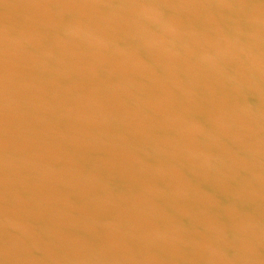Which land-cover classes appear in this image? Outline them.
I'll list each match as a JSON object with an SVG mask.
<instances>
[{
  "label": "water",
  "instance_id": "1",
  "mask_svg": "<svg viewBox=\"0 0 264 264\" xmlns=\"http://www.w3.org/2000/svg\"><path fill=\"white\" fill-rule=\"evenodd\" d=\"M0 264H264V0H0Z\"/></svg>",
  "mask_w": 264,
  "mask_h": 264
}]
</instances>
